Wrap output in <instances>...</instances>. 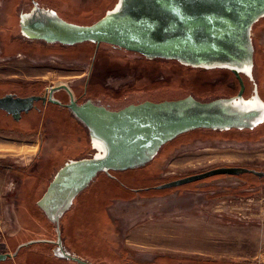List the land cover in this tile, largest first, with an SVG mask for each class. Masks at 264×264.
Returning <instances> with one entry per match:
<instances>
[{"label":"rangeland","instance_id":"374dc122","mask_svg":"<svg viewBox=\"0 0 264 264\" xmlns=\"http://www.w3.org/2000/svg\"><path fill=\"white\" fill-rule=\"evenodd\" d=\"M22 1L0 0L1 84H65L77 92L88 85L89 94L104 102L110 95L117 96L113 97L119 99L115 106L189 95L214 100L234 93L217 83V77L228 74L204 73L176 61L147 60L107 44L94 53L92 43L43 47L24 42L17 28L11 27H19L16 13L28 10ZM43 1L57 7L68 21L90 25L118 0ZM252 43L255 78L247 82L244 97L253 98L258 85L264 102V18L253 27ZM88 141L87 128H0V144L12 148L0 150V251L15 252L18 245L32 241L58 242L56 223L44 217L38 206L43 193L36 195L37 185L47 177L50 182L66 161L96 154ZM24 142L42 147L40 155L32 159L21 155ZM36 148L34 145L33 152L39 150ZM219 166L264 171V123L253 129L194 130L166 144L144 167L100 173L61 218V232L62 219L71 218L67 238L61 234V248L72 256H76L74 251L95 254L96 260H89L92 264H264V180L250 175L215 176L179 187L137 192L171 181L166 177L174 180ZM27 178L24 186L31 188L26 199L33 207L27 206L21 213L17 207L20 197L8 194L18 192ZM59 249L57 244L55 250ZM25 257H17V264H47L39 257Z\"/></svg>","mask_w":264,"mask_h":264},{"label":"water","instance_id":"95a60500","mask_svg":"<svg viewBox=\"0 0 264 264\" xmlns=\"http://www.w3.org/2000/svg\"><path fill=\"white\" fill-rule=\"evenodd\" d=\"M262 18L264 0H118L90 25L70 22L45 8L20 15L23 34L48 44L66 47L107 44L150 60L176 61L193 68H226L235 74L241 87L237 95L228 98L201 100L189 95L177 100L145 101L118 111L91 102L83 105L73 102L69 107L87 126L91 146L97 152L92 157L66 161L38 201V206L59 230L60 249H54L56 257L92 264L61 248L59 223L100 173L144 167L166 144L194 130L253 129L263 122L264 102L257 86L254 97L246 99L242 78V73L252 78V31ZM39 99L7 95L0 98V109L14 114L10 106L32 105ZM18 116L15 118L19 119ZM243 174L264 178V171L219 166L165 182L154 189ZM4 258L0 255V260Z\"/></svg>","mask_w":264,"mask_h":264},{"label":"flooded vegetation","instance_id":"af4514ba","mask_svg":"<svg viewBox=\"0 0 264 264\" xmlns=\"http://www.w3.org/2000/svg\"><path fill=\"white\" fill-rule=\"evenodd\" d=\"M22 3L28 9L26 13H30L32 11L35 12L37 9L45 8V9L54 10L57 12L59 16H61L57 7L56 8L53 7L52 5H50V3L46 4L44 3L43 0H23ZM21 12L25 13V11H21ZM20 14L22 13H16L19 23H20ZM13 17L14 16H12V20L17 19V18L13 19ZM11 27H12V30H15L17 28L19 36L21 37L20 40L24 42H29V44L31 45L33 44V45H39L43 47L61 45L58 43L48 44L44 40L33 38V37H28L27 35L23 34L20 24H19V27L16 26L15 24H12ZM93 45L95 49L96 48L98 49L101 46V45L96 46L95 44ZM94 53H96V51ZM95 59L96 58H93V61ZM147 60H150V59H147ZM155 60L157 59H154L152 61H155ZM188 68H193V67H188ZM193 69H199V68H193ZM200 69L204 71V73L206 71L207 72L212 71V72H222V73L228 74V76L222 75L220 77H217V79H219V82L217 83L221 84L222 87L226 88V90L234 92L232 95H230L231 97L239 93L240 88H241L239 80L237 79L235 74L230 69L219 68V67L211 68V69H207V68H200ZM231 74L233 76L230 77ZM242 78H243L244 85H245V91H244V96H245V94L248 91L247 82L254 81V78H255L253 69H252V78H250L248 75L243 74V73H242ZM211 83L214 84L216 83V81L215 82L212 81ZM253 87H254V84H253ZM28 89H32V92H22L21 91V90H28ZM7 95H11L13 98H28V97H33V96L40 97V99L34 101L32 105L25 104L21 106H10V109L14 112L15 116L14 114L8 113L7 111L0 109V128H5V129L21 128L24 131L26 130L30 131V129L32 128H87V126L75 116L74 112L69 107L73 102H75L77 105H83L88 102H91L97 106H103L112 111H118L132 104L138 105L145 101L161 102V101H154L151 99H147L143 101H135L133 103H129L125 105L115 106L118 104L117 101L119 99H114L113 97H117V96H114V95L108 96L106 94H103L104 97H107V96L109 97V99H107L108 101L104 102L101 98H97L96 96L89 94L88 85L80 92H77L75 90H72L70 87H68L65 84L60 85V86L46 87L40 83L39 84L35 83V84H32L31 86L25 85L24 83H9V84L0 83V98L5 97ZM19 111H20V114L18 116ZM16 115L18 116L19 119L15 118ZM262 123H264V116H263ZM262 123L255 125L252 128H258ZM28 128L30 129L28 130ZM89 138H90V135H89ZM86 142L87 140L85 141V143ZM88 142L91 144V141H88ZM32 174L33 173H31V175ZM49 175H53V171ZM49 179L50 177H47L41 180V182L37 185L38 188L36 189V195L39 193H43L44 195L49 185ZM57 231L59 230L57 229ZM57 241H58V237H57ZM57 244L58 242L52 245L53 247L52 251H54ZM0 255L5 257L3 260H0V264L1 263L17 264V256L15 252H11L10 250L0 251Z\"/></svg>","mask_w":264,"mask_h":264},{"label":"trees","instance_id":"16d2710c","mask_svg":"<svg viewBox=\"0 0 264 264\" xmlns=\"http://www.w3.org/2000/svg\"><path fill=\"white\" fill-rule=\"evenodd\" d=\"M95 49V48H94ZM110 174H112V172H110ZM252 176V177H255L254 179H258V180H264V178H258L257 176L253 175V174H243V175H240L238 176L239 178H242V177H245V176ZM105 178L109 179L110 181L109 182H112V178H109L106 176H104ZM179 177H176L174 179H178ZM172 180V179H171ZM151 189H154V188H149V189H139L137 190V192H145L147 190H151ZM39 198H36L35 200V206L38 208L37 204H36V201L38 200ZM78 199V198H77ZM77 201V200H76ZM76 203V202H75ZM73 211V210H72ZM72 214V216L74 215V213L70 212ZM70 220L71 218H68L67 216H65L62 221H61V226H62V236H66L67 238V233L69 234L70 232V229H71V225H70ZM65 221V223H64ZM76 228V227H75ZM74 228V229H75ZM73 229V230H74ZM57 233V237H58V231H56ZM75 235V234H74ZM74 235L72 236V233H70V236L72 239H75L74 238ZM57 243V242H56ZM52 245H54V243H49L47 241H32V242H29V243H26V244H22V245H18L17 248L15 249V253H16V256L18 258H21V257H25L27 258L28 256H32L34 258H41L42 261H47L50 262L52 261L53 263H57V264H66L65 261L63 260H58L56 259L53 254H52ZM97 248V247H95ZM97 252V250H96ZM25 255V256H24ZM22 260H20L21 262ZM93 261V260H92ZM99 262V263H98ZM97 263L98 264H103L102 262L98 261ZM45 263V262H43ZM205 264H210V263H205Z\"/></svg>","mask_w":264,"mask_h":264},{"label":"crops","instance_id":"0c3cea01","mask_svg":"<svg viewBox=\"0 0 264 264\" xmlns=\"http://www.w3.org/2000/svg\"><path fill=\"white\" fill-rule=\"evenodd\" d=\"M39 134V133H38ZM34 145H36V150L39 148V150L36 152L37 153V155H36V153L35 152H33V147H34ZM34 145H30L29 143H25L24 142V144L23 145H21L20 146V150H21V152H22V154L21 155H23V156H29V158H33L34 156V158H36L37 156H39L40 155V153L42 152V147H39L37 144H34ZM14 146L15 147H19V145H16V144H14ZM13 146V149L15 148ZM22 147V148H21ZM74 148V147H73ZM12 148H11V146L9 145V144H0V150H11ZM35 153V154H34ZM25 158V157H24ZM31 159L29 160V161H31ZM36 161V160H35ZM37 165V164H36ZM29 166V165H28ZM32 166V165H31ZM30 166V167H31ZM62 166V165H61ZM27 168V167H26ZM26 168H24V169H26ZM199 172H202V171H195V172H190V174H194V173H199ZM31 173H33V170L30 172V174ZM190 174H187V175H190ZM187 175H185V174H183V175H181V176H187ZM29 178H27L26 180H25V182L22 184V185H20V190L18 189V192H14V193H12V194H8V196H17V197H20V200L18 201V205H17V207L19 208V210L21 211V213H23V212H26V207L27 206H32L33 207V204H32V202L31 201H29L28 199H26V197L27 196H29V191H30V186H24L25 185V183H26V181L28 180ZM171 179H173V177H166L165 178V180H171ZM21 186L23 187V189H21ZM11 190H12V188H10ZM18 193V194H17ZM80 196V195H79ZM78 196V197H79ZM76 201V200H75ZM38 203V202H37ZM42 211V210H41ZM41 214L44 216V217H46V215L44 214V212L42 211L41 212ZM24 219V218H23ZM70 249V248H69ZM11 250V249H10ZM74 253H75V255L76 256H78L79 258H81V259H83V260H86V261H89V260H96V255L94 254V255H88V254H81L80 253V251H74ZM52 254H53V256L56 258V259H58V260H63V261H65L66 262V264H70V261L69 260H66V259H64V258H59V257H56L55 255H54V251L52 252ZM72 254V253H71ZM107 260V259H106ZM105 260V261H106ZM90 262V261H89ZM47 264H49V263H47ZM77 264V263H76Z\"/></svg>","mask_w":264,"mask_h":264}]
</instances>
